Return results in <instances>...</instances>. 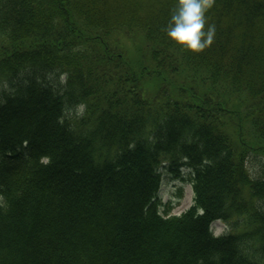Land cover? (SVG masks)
Instances as JSON below:
<instances>
[{"label":"trees","instance_id":"16d2710c","mask_svg":"<svg viewBox=\"0 0 264 264\" xmlns=\"http://www.w3.org/2000/svg\"><path fill=\"white\" fill-rule=\"evenodd\" d=\"M176 3L0 0V264H264V0H212L195 53ZM163 167L188 170L179 213Z\"/></svg>","mask_w":264,"mask_h":264},{"label":"rangeland","instance_id":"374dc122","mask_svg":"<svg viewBox=\"0 0 264 264\" xmlns=\"http://www.w3.org/2000/svg\"><path fill=\"white\" fill-rule=\"evenodd\" d=\"M61 78L63 79V75ZM81 110L82 106H78L75 110L70 109V112L72 114L75 111L80 113ZM247 131L248 139L252 140L253 149L249 153L246 168L252 177H258L263 174L264 170V140L259 138L253 129H247ZM161 171L162 183L159 185L160 188L157 196L160 211L164 214H173L181 212L189 207V205L191 206L194 195L189 182L188 170L185 169L183 177L173 176L166 167L161 168ZM210 227L214 234H222L228 231L231 223L217 219L211 223ZM237 228L240 229L241 227L238 226Z\"/></svg>","mask_w":264,"mask_h":264},{"label":"clouds","instance_id":"9594fccd","mask_svg":"<svg viewBox=\"0 0 264 264\" xmlns=\"http://www.w3.org/2000/svg\"><path fill=\"white\" fill-rule=\"evenodd\" d=\"M212 0H177L165 25L167 38L190 52H199L211 44L215 26L206 25V12Z\"/></svg>","mask_w":264,"mask_h":264}]
</instances>
